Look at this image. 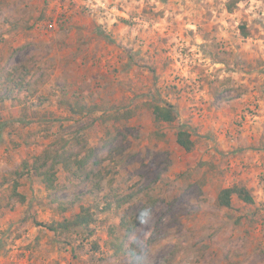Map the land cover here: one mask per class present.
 <instances>
[{
    "label": "rangeland",
    "instance_id": "1",
    "mask_svg": "<svg viewBox=\"0 0 264 264\" xmlns=\"http://www.w3.org/2000/svg\"><path fill=\"white\" fill-rule=\"evenodd\" d=\"M229 1L0 0V71L27 72L22 87L0 76V97L18 99L0 100V264H264V0ZM168 102L177 119L157 122L151 104ZM77 137L101 176L60 164L55 188L29 172L26 201L11 197L13 169ZM233 185L254 203L220 207ZM83 207L89 226L38 224Z\"/></svg>",
    "mask_w": 264,
    "mask_h": 264
},
{
    "label": "trees",
    "instance_id": "2",
    "mask_svg": "<svg viewBox=\"0 0 264 264\" xmlns=\"http://www.w3.org/2000/svg\"><path fill=\"white\" fill-rule=\"evenodd\" d=\"M239 0H230L228 2V9L234 10V7ZM243 34L245 36L249 35L247 27L242 26ZM15 71H19V67H14L13 71H0V76H4L5 83L13 84L17 86L21 84L23 86L25 82V76L27 72H20L19 75L15 74ZM18 78L19 82L16 83ZM1 81V79H0ZM12 90L9 91V95L0 97V100L14 99L18 100L17 97H11ZM152 110L157 122H173L178 117V112L175 105L172 103L160 104L152 103ZM64 140H60L52 146L45 148L40 154L35 156L30 163L28 160H23L21 164L11 171L12 177L9 179L12 192L11 197L16 199L18 202H25L26 196L20 192L21 178L33 172L40 181L45 185L47 189H53L56 187L57 174L56 168L58 165L62 164L67 168H72L74 173L77 175H83L85 178H92V176H101L100 170H95L94 166L101 165L102 156H99L92 148H86V141L82 138L76 139L77 144L80 145L79 149H74V147H66L63 143ZM176 142L184 148L186 151H191L194 149L195 141L192 139V134L187 128H182L176 133ZM27 144L29 143L26 142ZM135 192L128 194H116L115 200L116 205L121 206L129 202L134 196ZM237 195V197L247 203H254V197L251 191L241 185H233L221 189L217 196V202L220 207H231L232 197ZM158 199L154 196H147L144 199L143 204L121 218L120 224L126 228L128 232L133 231L136 226L149 214V212L155 207ZM65 210V209H64ZM94 213L90 211L89 208L83 207L82 210L74 215L72 218H65L59 222L43 223L38 224L48 227L50 230H62L63 232H69L75 227L89 226L94 222ZM123 244L121 245V247ZM132 254L134 253V248L129 246L128 249Z\"/></svg>",
    "mask_w": 264,
    "mask_h": 264
}]
</instances>
